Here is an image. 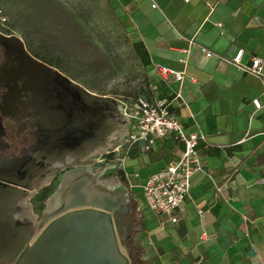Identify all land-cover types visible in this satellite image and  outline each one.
Listing matches in <instances>:
<instances>
[{
	"label": "crops",
	"instance_id": "0c3cea01",
	"mask_svg": "<svg viewBox=\"0 0 264 264\" xmlns=\"http://www.w3.org/2000/svg\"><path fill=\"white\" fill-rule=\"evenodd\" d=\"M110 4L147 74L152 99L170 102L186 130L210 144L199 145L202 170L192 177L176 224L148 208L143 185L179 159L182 144L169 135L150 153L133 149L128 164L141 179L133 197L142 226L133 244L142 247L141 263L264 264V65L261 75L249 71L254 57L264 60V0ZM239 50L241 61L234 63ZM158 65L185 71L183 83L162 79Z\"/></svg>",
	"mask_w": 264,
	"mask_h": 264
},
{
	"label": "rangeland",
	"instance_id": "374dc122",
	"mask_svg": "<svg viewBox=\"0 0 264 264\" xmlns=\"http://www.w3.org/2000/svg\"><path fill=\"white\" fill-rule=\"evenodd\" d=\"M0 31L20 38L31 54L81 87L115 99L121 118L134 114L139 99L153 97L147 74L123 23L114 17L110 0H0ZM137 132L127 119L126 133L115 132L108 145L98 150L99 155L90 156L87 162L101 186L126 195L129 224L126 213L124 229L133 219L132 242L141 240L140 216L136 212L131 215L133 194L140 190L141 179L130 168L128 158L133 149L151 152L130 138ZM68 170L73 168L58 171L51 183L35 193L30 191L19 202L20 215L32 221L35 229L42 224L46 201L59 190ZM136 249L140 253L142 247L137 244Z\"/></svg>",
	"mask_w": 264,
	"mask_h": 264
},
{
	"label": "water",
	"instance_id": "95a60500",
	"mask_svg": "<svg viewBox=\"0 0 264 264\" xmlns=\"http://www.w3.org/2000/svg\"><path fill=\"white\" fill-rule=\"evenodd\" d=\"M13 38L24 49L22 40ZM25 54L27 58L18 74L48 108L46 131L39 143V157L47 159L45 168L49 162L85 156L105 145L121 119L118 102L88 91L26 51ZM90 176L98 180L92 172ZM78 180L68 192L64 210L48 220L35 238H29L17 264H134L127 245L130 225L124 231L116 227L124 208L128 217L126 195H95L90 189L92 182L82 177ZM22 248L17 249V254Z\"/></svg>",
	"mask_w": 264,
	"mask_h": 264
},
{
	"label": "flooded vegetation",
	"instance_id": "af4514ba",
	"mask_svg": "<svg viewBox=\"0 0 264 264\" xmlns=\"http://www.w3.org/2000/svg\"><path fill=\"white\" fill-rule=\"evenodd\" d=\"M13 37L0 31V264H17L19 256L29 245V238L42 228L41 224L35 229L32 221L20 215L19 202L30 191L35 193L51 183L56 176L45 168L47 159L39 157L48 108L28 90L18 74L20 65L27 58L25 51L43 61L31 54L25 45L23 49ZM98 149L91 156L99 155ZM71 163L69 160L66 165L56 164L54 171H64ZM51 165L48 163L47 167ZM79 168L81 175H91L87 163ZM30 186L31 189L27 188ZM19 247L23 248L17 254Z\"/></svg>",
	"mask_w": 264,
	"mask_h": 264
},
{
	"label": "built area",
	"instance_id": "2783aa9c",
	"mask_svg": "<svg viewBox=\"0 0 264 264\" xmlns=\"http://www.w3.org/2000/svg\"><path fill=\"white\" fill-rule=\"evenodd\" d=\"M189 2L190 0H185ZM156 7V5H154ZM221 26V23H218ZM206 52L205 49H203ZM210 55V52H206ZM244 51L239 50L233 58L234 63L241 61ZM264 60L259 57L252 59L249 71L256 75L262 74ZM162 79L174 77L181 84L185 79V71H176L163 65L157 66ZM181 98L180 92L177 94ZM254 106L262 107L258 100ZM172 105L163 99H139L135 104V112L130 115L128 123H134L138 128L137 134L130 138L140 141L144 151L152 150L158 140L173 135L183 146L179 159L151 174L143 185V194L148 208L158 217H166L169 222L176 224L184 214V206L189 196L192 177L202 170L199 151L200 143L209 146L207 137L201 133H190L172 112ZM202 214L203 211L200 210Z\"/></svg>",
	"mask_w": 264,
	"mask_h": 264
},
{
	"label": "bare ground",
	"instance_id": "6f19581e",
	"mask_svg": "<svg viewBox=\"0 0 264 264\" xmlns=\"http://www.w3.org/2000/svg\"><path fill=\"white\" fill-rule=\"evenodd\" d=\"M126 129H127V118L123 117L121 119H119V123H118V128L117 130H115L114 132H112L110 134V136L108 137L107 143L103 146H100L96 149L98 150H103L107 145L108 142L110 140V138L112 137V135L115 132H124L126 133ZM95 149V150H96ZM92 150L90 151L87 155L85 156H68L63 160L60 161H55V162H49L52 165L50 167H47V170L53 173H57L58 171H54V166L56 164H64L66 165L67 162L69 160H71V167H76L75 169L71 170L70 173H67L66 175H64L62 183L60 184L59 190L49 198L48 202H47V210L43 211V221H42V227L45 225V223L50 220L52 217H54L55 215H57L58 213H60L61 211L64 210V205L67 201V196H68V192L70 190V188L74 187L77 183H78V179L84 178V179H88L89 182H92L90 184V189L93 191L92 193L95 195H108L110 197L113 198H117L119 196H125L122 192H120L119 190H111V189H107L104 188L103 186H101L98 182L94 181L91 179L90 175H81V169L79 168L80 166H84L86 165V163L89 161V157L91 156V154L95 151ZM58 169L60 170L61 168L58 167ZM90 170V169H89ZM48 180V179H47ZM47 180H45L47 182ZM127 213V209L124 208L123 212L121 213V217L116 220V227L120 228V230L124 231V223H125V214ZM38 234V233H37ZM36 234V235H37ZM36 235L34 236V238L36 237ZM120 237V241L122 242V236L119 235Z\"/></svg>",
	"mask_w": 264,
	"mask_h": 264
},
{
	"label": "trees",
	"instance_id": "16d2710c",
	"mask_svg": "<svg viewBox=\"0 0 264 264\" xmlns=\"http://www.w3.org/2000/svg\"><path fill=\"white\" fill-rule=\"evenodd\" d=\"M134 48H136V45H134ZM135 212V208H132V212L131 215ZM132 218V216H131ZM134 226H135V222L133 221V219H131V224L130 227L128 229V240H127V245L131 251V255H132V260L134 264H143L140 261V253L139 251L136 249V246L133 244V242L131 241L134 235Z\"/></svg>",
	"mask_w": 264,
	"mask_h": 264
}]
</instances>
